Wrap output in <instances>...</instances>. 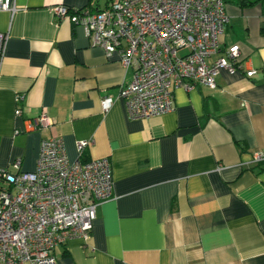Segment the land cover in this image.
<instances>
[{"label":"crops","instance_id":"0c3cea01","mask_svg":"<svg viewBox=\"0 0 264 264\" xmlns=\"http://www.w3.org/2000/svg\"><path fill=\"white\" fill-rule=\"evenodd\" d=\"M14 1V12L0 10V167L20 157L33 170L40 140L60 136L70 160L90 140L81 158L107 157L111 168L113 196L87 239L55 246L57 264H264V3L225 0L207 62L236 44L238 68L219 69L215 88H175L160 116L132 118L119 94L131 71L52 11L107 0ZM41 111L53 124L32 128Z\"/></svg>","mask_w":264,"mask_h":264},{"label":"built area","instance_id":"2783aa9c","mask_svg":"<svg viewBox=\"0 0 264 264\" xmlns=\"http://www.w3.org/2000/svg\"><path fill=\"white\" fill-rule=\"evenodd\" d=\"M16 8L14 0H0V10ZM52 11L57 19L80 25L92 45L106 55L116 53L131 71L119 94L132 118L160 116L173 109L175 88H215L219 69L233 72L240 66L236 44L225 49L226 58L207 62L228 21L225 0H108L101 9L58 4ZM6 39L0 32V63ZM254 71L247 68L245 74ZM101 103L105 109L110 99ZM14 112L19 115V107ZM51 124L41 111L30 126ZM90 142L77 141L78 156L70 160L60 136L42 138L33 170L20 169V157L0 167V264H57L55 246L89 237L97 205L113 196L109 159L81 158Z\"/></svg>","mask_w":264,"mask_h":264},{"label":"trees","instance_id":"16d2710c","mask_svg":"<svg viewBox=\"0 0 264 264\" xmlns=\"http://www.w3.org/2000/svg\"><path fill=\"white\" fill-rule=\"evenodd\" d=\"M108 1V0H107ZM107 3V2H106ZM237 3L239 5H247V4H252V3H258V4H263L264 0H237ZM96 9V8H95Z\"/></svg>","mask_w":264,"mask_h":264},{"label":"rangeland","instance_id":"374dc122","mask_svg":"<svg viewBox=\"0 0 264 264\" xmlns=\"http://www.w3.org/2000/svg\"><path fill=\"white\" fill-rule=\"evenodd\" d=\"M102 1H104V0H102Z\"/></svg>","mask_w":264,"mask_h":264}]
</instances>
